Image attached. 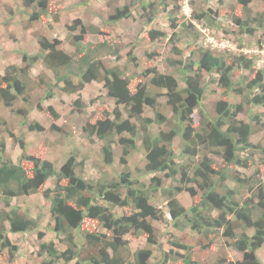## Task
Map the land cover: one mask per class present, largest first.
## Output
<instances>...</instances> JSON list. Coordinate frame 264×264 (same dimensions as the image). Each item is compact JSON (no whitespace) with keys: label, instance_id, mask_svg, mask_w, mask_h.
Instances as JSON below:
<instances>
[{"label":"trees","instance_id":"16d2710c","mask_svg":"<svg viewBox=\"0 0 264 264\" xmlns=\"http://www.w3.org/2000/svg\"><path fill=\"white\" fill-rule=\"evenodd\" d=\"M238 1L245 10V18L236 16L234 21L245 27L249 33L257 30L252 27L253 24L264 30V10L259 17H253L251 0ZM24 5L34 8L30 20L41 19L50 14L58 18L56 0H24ZM142 7L146 9L149 23L153 22L156 18L153 13L154 2L144 3ZM131 15L130 6L124 5L118 7L110 18L118 20ZM218 15V10L212 7L193 13L196 19H216ZM179 21L176 16L171 17L173 28L178 26ZM77 25H80L79 32H74ZM68 30L75 45V54L60 47V38L50 40L45 35L38 37L42 51L40 55L55 73L56 80L53 83H63V90L73 93L92 81L103 82L107 95L116 103L112 112L114 116L108 113L94 123L87 122L83 127L84 131L89 136L110 140L112 136H118L119 141L125 145V154L128 153V147L136 146L135 140L141 134L146 158L145 172H163L173 179L179 176L182 183L173 188H162L167 194V207L174 221L173 225L184 227L181 218L191 213V227L195 234H189V241L171 240L173 246L179 250L161 249L160 256L152 262L153 246L159 243L153 221L165 217L162 208L151 202L153 193L161 187L160 176H152L149 187L140 183L138 178L127 179L124 172L120 174V180L115 182L87 179L83 175L85 162L77 160L76 153H71L57 167L49 159L23 152L22 157L33 163V167L29 169L21 161L16 162L7 156L6 141L0 138V203H3L0 204V257L7 249L10 259H13L19 249L10 239L9 231L24 233L41 226L40 215L32 216L26 210L12 206V199L43 190L44 184L54 177L55 186L44 189L43 194L50 200L51 213L55 219L54 230L58 235H65L63 239L69 246L60 251L53 240L43 241L40 244V253L50 256L44 264H53L61 258L65 263L77 259V264H171L177 259L183 260L184 264H201L200 258H194L196 247L200 251L210 250L214 243L212 235L220 229L243 256L234 260L224 251L217 256L218 264H262L257 251L264 245V179L258 177V169L250 175L233 173L231 170L234 166L250 168L254 163L255 152L261 154L260 161L264 167V144L252 141L254 126L261 124L264 127V120L259 113L251 115L255 125L251 121L238 118L245 104L264 106V81L261 72L255 78L244 75L246 82L235 79V66L225 56L200 48L197 59L191 55L184 60H171L173 64L179 65L180 79L184 83L181 86V80L176 75L162 72L155 66L132 73L117 66L107 67L101 58H97L95 50L86 44L89 34L97 32L102 39L100 48L105 47L110 54L122 57L118 44L120 39H112V35L104 37L107 33L101 28L86 26L78 18L68 25ZM146 33L151 41L166 35L156 28L148 29ZM173 49L181 53L175 45ZM153 53L146 52L149 58ZM37 57L40 56L29 57L25 54L23 60H29L27 66L21 68L11 65L5 74L0 75V97L7 105H12L18 97L27 98L24 95L29 82L25 77ZM124 58L126 61H135L138 66V56L132 50ZM254 63V59L246 54L236 56L234 62L238 67L251 72H254ZM204 73L208 76L217 74L219 85L231 93L241 95L243 102L233 103L218 99L215 102V115L211 116L204 109L208 88ZM75 77L78 78L77 82ZM133 79L137 81L134 90L131 89ZM153 88L165 89L167 103L172 110L171 117H166L158 110L159 92ZM47 92V97L54 95L51 87ZM74 104L81 110L83 102L80 97L74 100ZM120 106L125 108L127 117H124ZM146 106L155 110V118L145 114ZM197 108L201 109L199 124L195 123L193 116ZM53 113L56 114L54 110ZM154 123L161 126L165 123L170 128L155 133L151 128ZM30 128L42 129V126L38 123L30 124ZM124 133L129 136H124ZM178 137L181 141L182 157H193L192 160L195 158L191 167L192 173L188 165L179 164L177 161L175 140ZM20 141L21 148L24 149L25 141ZM246 151L247 156H243L242 153ZM103 153L105 162L112 164L114 158L110 143L103 146ZM212 154L220 156L222 161L218 163ZM122 160L125 162L123 157ZM230 178L237 183L234 188L227 185ZM184 183H194L202 191L199 200L190 207L181 204L177 197L184 190ZM243 187L249 193L241 198ZM189 191L191 195H195L193 188H189ZM111 206L123 208L122 214L116 215ZM87 224L94 227L89 229ZM38 234L40 239L45 236L43 230H39ZM78 235L83 243H78ZM140 235L145 236L146 246L131 252L132 239ZM159 246L161 247L160 244Z\"/></svg>","mask_w":264,"mask_h":264},{"label":"rangeland","instance_id":"374dc122","mask_svg":"<svg viewBox=\"0 0 264 264\" xmlns=\"http://www.w3.org/2000/svg\"><path fill=\"white\" fill-rule=\"evenodd\" d=\"M58 4L57 15H46L37 20H30L32 7L27 8L24 0H0V75L6 73L11 65L17 67H25L28 61L23 60V56L27 54L37 57L36 62L30 67L28 75L25 77L29 83L28 89L23 97H18L13 101L12 105H7L0 97V138L6 141V154L14 161H21L24 166L31 169L33 163L24 159L23 152L26 154H34L43 159H49L54 162L57 167L66 160L71 153H76L77 160L85 162L83 175L91 180H105L115 182L120 180V174L126 173L127 179L138 178L140 183H144L149 187L152 184L151 177L160 176L161 187L153 193V202L162 208L165 217L162 220H154L153 224L156 228V234L159 243L153 246L154 256L151 261L154 262L156 257L160 256V250H174L176 248L171 240L189 241V234H195L191 225L192 214L182 217V226L178 228L173 225V219L167 207V194L162 188H173L180 186L179 176L173 179L167 177L165 173H146L145 172V149L141 140V134H138L135 147H128V153H124L125 145L119 141L118 136H112L110 139L100 138L98 136H89L84 131V125L87 122L94 123L100 118H104L106 114L113 117V109L116 106L115 100L107 95V90L103 82L92 81L77 92L68 93L63 90V83L54 84V71L47 65L43 57H41V48L38 43V37L45 35L50 40L54 38L61 39L63 49L71 54H75V45L69 36L68 25L73 24L75 19L80 18L86 26H95L101 28L107 34L104 37L112 39L119 38V51L121 58L110 54L109 49L100 48L101 35L97 32L90 33L88 36L87 46L92 47L97 58H101L107 67H121L126 72H134L148 67H157L160 71L172 73L180 79L179 65L173 64L172 59H185L191 55L197 59V51L200 48L209 49L215 54L225 56L227 61L235 66V79H243L244 75L255 78L261 72L264 81V30L253 24V28L257 30L249 33L245 27H241L234 21L236 16L241 19L245 18V10L238 0H56ZM154 2V14L156 18L149 23L147 20L146 9L142 7L144 3ZM124 5L130 6L132 15L118 20L110 18L111 14L116 12L118 7ZM212 7L218 10L219 15L216 19H196L193 13H199ZM250 8L253 17H259L264 10V0H251ZM172 15L170 16V14ZM176 16L180 21L178 26L173 28L171 25V17ZM182 20V21H181ZM186 23V26H183ZM188 24L193 25L191 27ZM156 28L165 32V36L155 41H151L147 37L146 31ZM80 25L74 32H79ZM120 42V43H119ZM176 46L181 50L179 54L173 49ZM132 50L138 56V66L136 62L126 61L124 55ZM154 52L152 57H148L146 52ZM246 54L249 58L254 59V72L248 69H242L234 64L236 56ZM204 78L208 83V88L204 98V109L211 115H215V102L218 99H224L229 102H243L241 95L231 93L227 88L219 85L217 82V74L208 76L204 73ZM75 82L78 78H74ZM181 80V79H180ZM136 79L131 82V89L136 86ZM181 82V86L184 83ZM40 83V84H39ZM42 83V84H41ZM51 87L54 95L48 96V89ZM159 92L157 106L166 117H171L172 110L167 103L165 89L153 88ZM81 98L83 104L81 110L74 104V100ZM53 108V109H52ZM124 117L128 116L125 108L120 106ZM53 110L56 112L53 113ZM259 113L264 120V106H250L245 104L244 110L239 113L238 118L246 121H252V114ZM145 114L151 118H155V110L151 107H145ZM201 109L197 108L193 114L195 123L199 124L201 118ZM138 122V121H137ZM40 124L42 129L30 128V124ZM255 125V122H253ZM152 130L157 133L161 129L168 130L169 125L165 123L159 125L152 124ZM255 131L252 141L264 144V127L261 124L254 126ZM124 136H129L124 133ZM20 139H24L25 148L22 149ZM110 143L113 152L114 162L107 164L104 160L103 146ZM181 141L179 137L175 140L177 161L179 164L188 165L192 173L193 157H182L180 151ZM213 153V152H212ZM247 151L242 153L247 156ZM216 161L220 163L222 158L217 154H212ZM122 157L125 159L123 162ZM261 154L255 152L254 163L250 168L234 166L232 172L250 175L259 170L258 177L264 179V167L260 161ZM228 186L234 188L236 181L230 178ZM55 186V178L51 177L43 187V190ZM189 188H193L195 195H191ZM43 190L29 195H22L13 198L12 206L26 210L32 216L40 215L41 226L37 229L24 232L12 233L9 231L10 239L14 244L19 246L18 251L13 259H10L9 251H3L0 257V264H44V261L50 256L47 253H40V244L43 241L55 242L56 247L60 251L68 248V242L64 234L58 235L54 230L55 219L51 213L50 200L47 199ZM248 190L243 187L241 198L248 195ZM202 191L194 183H184V190L177 197L181 204L190 207L196 203ZM243 196V197H242ZM102 204H107L100 201ZM3 205V203H0ZM116 215H121L123 208L111 206ZM94 222V221H93ZM8 225V223H7ZM87 228L94 227L87 224ZM39 230H43L45 236L39 238ZM77 234V233H76ZM214 243L208 251H200L196 247L194 258L198 257L202 260L201 264H218L217 256L227 251L234 260L241 259L243 254L230 244V239L226 238L223 230L213 235ZM78 243L83 239L77 236ZM194 241V240H193ZM146 238L140 235L132 239L130 249L135 252L138 248L145 247ZM161 245V247L159 246ZM257 255L264 264V245L258 249ZM77 259L65 263L61 259H57L53 264H77ZM88 264V263H82ZM171 264H184L183 260L177 259Z\"/></svg>","mask_w":264,"mask_h":264}]
</instances>
